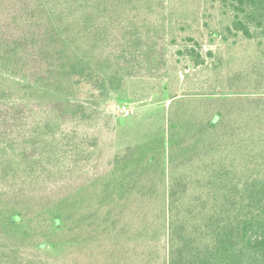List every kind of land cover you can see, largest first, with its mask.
Here are the masks:
<instances>
[{
  "label": "trees",
  "instance_id": "trees-1",
  "mask_svg": "<svg viewBox=\"0 0 264 264\" xmlns=\"http://www.w3.org/2000/svg\"><path fill=\"white\" fill-rule=\"evenodd\" d=\"M206 1L210 45L249 54L202 53L197 0H0V264H264V0ZM182 34L205 82L168 126L119 151L68 134L80 86L170 79Z\"/></svg>",
  "mask_w": 264,
  "mask_h": 264
},
{
  "label": "rangeland",
  "instance_id": "rangeland-1",
  "mask_svg": "<svg viewBox=\"0 0 264 264\" xmlns=\"http://www.w3.org/2000/svg\"><path fill=\"white\" fill-rule=\"evenodd\" d=\"M196 6L200 11L193 21L189 34L203 44L205 48L202 51L203 54L212 48L224 56L231 50L236 57H239L253 50V42L242 38L233 45V41L225 43L217 37L214 44L210 45L211 30L218 28L221 14L217 9L204 10L203 6H209V1L206 0H197ZM203 12L214 15L208 19V25L204 23ZM224 22L227 23L226 19ZM183 35L178 37L176 45H171L173 54H169V70L172 75L168 80L131 78L126 80L118 91L107 95H101L90 85L80 86L79 98L82 99L87 110L84 116H79L68 123L66 127L68 134H76L79 138L86 135L95 136L101 140L103 138L119 151L134 144L138 145L147 137L155 135L159 129L162 130L163 127L168 126L167 113L170 104V100L167 99L168 94L199 90L201 83L205 82L201 67L187 66L192 64L190 58L180 56L181 61H176L177 55L174 50L183 48L186 44L182 38ZM179 77L183 83H177ZM122 106H125L129 112H120L119 107ZM112 256L113 254L106 246L95 245L88 252V258L93 260L92 264H103Z\"/></svg>",
  "mask_w": 264,
  "mask_h": 264
},
{
  "label": "built area",
  "instance_id": "built-area-1",
  "mask_svg": "<svg viewBox=\"0 0 264 264\" xmlns=\"http://www.w3.org/2000/svg\"><path fill=\"white\" fill-rule=\"evenodd\" d=\"M120 112H129L125 106L119 107Z\"/></svg>",
  "mask_w": 264,
  "mask_h": 264
}]
</instances>
